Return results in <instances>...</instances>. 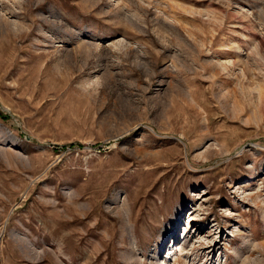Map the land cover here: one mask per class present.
<instances>
[{"label":"rangeland","instance_id":"rangeland-1","mask_svg":"<svg viewBox=\"0 0 264 264\" xmlns=\"http://www.w3.org/2000/svg\"><path fill=\"white\" fill-rule=\"evenodd\" d=\"M0 264H264V0H0Z\"/></svg>","mask_w":264,"mask_h":264},{"label":"bare ground","instance_id":"bare-ground-1","mask_svg":"<svg viewBox=\"0 0 264 264\" xmlns=\"http://www.w3.org/2000/svg\"><path fill=\"white\" fill-rule=\"evenodd\" d=\"M190 215H191V214H190ZM190 217H191V216H190ZM191 221H192V219H191ZM173 247H174V244L172 245V248H173ZM168 250H169V252H168L169 255H168V256L171 257L170 254H172L173 250L171 251L170 248H169Z\"/></svg>","mask_w":264,"mask_h":264},{"label":"water","instance_id":"water-1","mask_svg":"<svg viewBox=\"0 0 264 264\" xmlns=\"http://www.w3.org/2000/svg\"><path fill=\"white\" fill-rule=\"evenodd\" d=\"M28 137V136H27Z\"/></svg>","mask_w":264,"mask_h":264}]
</instances>
